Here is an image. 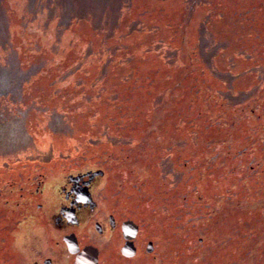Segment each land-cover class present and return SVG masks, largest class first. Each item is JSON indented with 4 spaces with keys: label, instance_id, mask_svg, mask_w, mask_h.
Returning a JSON list of instances; mask_svg holds the SVG:
<instances>
[{
    "label": "rangeland",
    "instance_id": "rangeland-1",
    "mask_svg": "<svg viewBox=\"0 0 264 264\" xmlns=\"http://www.w3.org/2000/svg\"><path fill=\"white\" fill-rule=\"evenodd\" d=\"M85 170L131 264H264V0H0V264Z\"/></svg>",
    "mask_w": 264,
    "mask_h": 264
},
{
    "label": "flooded vegetation",
    "instance_id": "flooded-vegetation-1",
    "mask_svg": "<svg viewBox=\"0 0 264 264\" xmlns=\"http://www.w3.org/2000/svg\"><path fill=\"white\" fill-rule=\"evenodd\" d=\"M65 182L58 185L54 193L38 192L40 199L46 202V210L38 218H31L29 224L40 227L41 231H30V236H23V253H26L28 264H75L76 257L86 248L97 251V264L107 258V251H115L116 258L131 264L136 260L137 252L142 251L145 238L141 228L131 238L125 233L123 223L126 221L116 215L107 213L105 197L107 183L100 170H85L63 177ZM99 178H103V185ZM57 197V198H56ZM103 199V203L100 201ZM37 209L43 210L42 204ZM146 254L151 256L154 250ZM134 249V255L127 257L125 247ZM145 253V250L143 251Z\"/></svg>",
    "mask_w": 264,
    "mask_h": 264
},
{
    "label": "water",
    "instance_id": "water-1",
    "mask_svg": "<svg viewBox=\"0 0 264 264\" xmlns=\"http://www.w3.org/2000/svg\"><path fill=\"white\" fill-rule=\"evenodd\" d=\"M123 230L125 233H131L130 237L134 238L137 233V226L132 221H126L123 223ZM151 244L147 247V250L150 252L152 250ZM124 254L127 257H132L134 255V249H131L130 246L125 247ZM97 251L94 248L84 249L77 257L75 264H97Z\"/></svg>",
    "mask_w": 264,
    "mask_h": 264
},
{
    "label": "bare ground",
    "instance_id": "bare-ground-1",
    "mask_svg": "<svg viewBox=\"0 0 264 264\" xmlns=\"http://www.w3.org/2000/svg\"><path fill=\"white\" fill-rule=\"evenodd\" d=\"M50 193V189H47V194H49Z\"/></svg>",
    "mask_w": 264,
    "mask_h": 264
}]
</instances>
